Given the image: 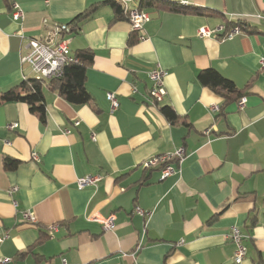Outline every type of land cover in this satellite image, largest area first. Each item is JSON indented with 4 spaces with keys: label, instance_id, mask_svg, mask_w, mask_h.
I'll use <instances>...</instances> for the list:
<instances>
[{
    "label": "crops",
    "instance_id": "1",
    "mask_svg": "<svg viewBox=\"0 0 264 264\" xmlns=\"http://www.w3.org/2000/svg\"><path fill=\"white\" fill-rule=\"evenodd\" d=\"M105 1L0 0V101L33 78L21 58L30 39L46 38L45 21L70 25L96 6L70 25L72 53H93L90 102L72 105L44 86L45 122L23 102L0 103V260L236 264L227 237L236 227L248 236L241 264H264V0H140L151 18L142 42ZM13 3L24 19L14 20ZM236 21L247 23L242 36L198 37L203 27ZM157 67L167 72L160 103L149 96ZM209 69L235 83L240 98L203 86L198 76ZM109 93L119 102L114 112ZM179 148L186 156L180 175L162 180L159 166L144 167ZM6 161L18 166L7 170ZM90 175L103 179L79 189L77 180ZM109 216L116 218L111 232L94 221Z\"/></svg>",
    "mask_w": 264,
    "mask_h": 264
},
{
    "label": "built area",
    "instance_id": "2",
    "mask_svg": "<svg viewBox=\"0 0 264 264\" xmlns=\"http://www.w3.org/2000/svg\"><path fill=\"white\" fill-rule=\"evenodd\" d=\"M123 8L126 19L130 25L131 32L137 36L139 42L147 39L146 24L150 22L151 18L149 14L139 5L140 0H116ZM13 18L14 20L24 19V12L17 3H13ZM259 18L264 19L260 16ZM45 26L49 28L47 36L44 40L30 39L25 47V54L21 58V65H27L31 68L33 78L39 81H49L62 77L65 67L71 63L78 64L79 58L75 57L70 48V35L72 34V28L69 24L52 23L48 21L44 22ZM246 22L236 21L231 28H227L225 25H221L217 28L211 29L203 27L198 30V37L201 39L214 38L223 41L233 39L245 34ZM260 66L264 68V56L260 59ZM149 78L152 82L151 90L149 91L150 98L155 102H162L165 98L167 91L165 88V78L167 72L157 67L149 73ZM136 92V89L134 90ZM108 100L111 103L112 112L116 111L119 107V102L115 94L109 93L107 95ZM246 98H242L239 103V109L243 110L246 106ZM213 111H220V107L213 105ZM79 122L76 123V126ZM18 128L17 124L9 125V129ZM211 130H207L206 134H210ZM66 133H69L67 131ZM95 141V134L92 136ZM33 160L38 161V156L34 155ZM186 160L185 149L179 148L171 154L161 155L154 157L144 163L145 168L153 166H159L161 171V179L165 180L172 175H180L182 165ZM103 177L101 175H90L82 177L77 180L79 189L95 186L99 183ZM136 213L144 215V211L140 208L136 209ZM24 219L29 222H36L35 217L31 213H25ZM94 221H99L103 225L104 231L111 232L116 229L115 216H109L106 218H94ZM57 226H50L48 228L49 233L52 235L58 232ZM236 245V251L233 256V261L236 264H241L247 256V247L245 246V240L248 236L243 235L239 228L233 227L228 236ZM182 243V242H180ZM6 260H0V264H4ZM65 262V260H64Z\"/></svg>",
    "mask_w": 264,
    "mask_h": 264
},
{
    "label": "trees",
    "instance_id": "3",
    "mask_svg": "<svg viewBox=\"0 0 264 264\" xmlns=\"http://www.w3.org/2000/svg\"><path fill=\"white\" fill-rule=\"evenodd\" d=\"M155 2V0H149L147 5L151 6ZM103 4L111 5L115 10L116 18L126 19L122 6L116 0H107ZM141 7L144 8V4ZM95 8L96 6L79 15L70 25L89 16L96 10ZM231 26H233V23H229L230 28ZM132 42L131 40L130 43ZM75 57L79 58L80 62L78 64L71 63L65 67L62 77L49 81H39L35 78H29L23 81L17 88L3 93L0 103L23 102L29 106L31 113L37 115L43 122L46 121L44 86L50 90L57 91L62 98L72 105L81 106L88 104L91 100V95L86 88L85 80L87 67L93 61V53L83 51L76 54ZM198 80L203 86L209 87L222 97L228 98L229 96H233L240 98L241 96V92L235 83L225 78L217 70L209 69L202 71L198 76ZM163 113L172 123L177 122L178 117L172 108H164ZM17 166L18 161L5 162L7 170L15 169Z\"/></svg>",
    "mask_w": 264,
    "mask_h": 264
}]
</instances>
